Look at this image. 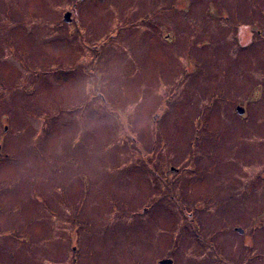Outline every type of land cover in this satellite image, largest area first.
Wrapping results in <instances>:
<instances>
[{"label": "rangeland", "instance_id": "rangeland-1", "mask_svg": "<svg viewBox=\"0 0 264 264\" xmlns=\"http://www.w3.org/2000/svg\"><path fill=\"white\" fill-rule=\"evenodd\" d=\"M263 248L264 0H0V264Z\"/></svg>", "mask_w": 264, "mask_h": 264}, {"label": "water", "instance_id": "water-1", "mask_svg": "<svg viewBox=\"0 0 264 264\" xmlns=\"http://www.w3.org/2000/svg\"><path fill=\"white\" fill-rule=\"evenodd\" d=\"M70 16H71V13H67L65 12L64 16H63V21L64 22H70ZM243 110L240 109V108H237V114H242ZM237 231L239 233H241V230L240 229H237ZM173 260L172 259H168V260H161L159 261V264H172Z\"/></svg>", "mask_w": 264, "mask_h": 264}, {"label": "flooded vegetation", "instance_id": "flooded-vegetation-1", "mask_svg": "<svg viewBox=\"0 0 264 264\" xmlns=\"http://www.w3.org/2000/svg\"><path fill=\"white\" fill-rule=\"evenodd\" d=\"M172 171H175V170H172ZM237 229H239V228H234L233 230L235 231V232H237V233H239L238 231H237ZM242 231V230H241ZM243 235V234H242ZM260 255V259H261V261H262V264H264V248L262 249V252L259 254ZM169 259V258H168ZM168 259H161V260H168ZM253 259V258H252ZM161 260H158L157 262H156V264H159V261H161ZM249 262L250 261H245V262H243V264H249ZM172 264H173V262H172Z\"/></svg>", "mask_w": 264, "mask_h": 264}]
</instances>
